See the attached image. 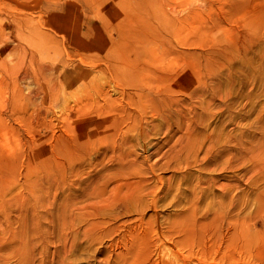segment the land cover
Listing matches in <instances>:
<instances>
[{
    "label": "rangeland",
    "instance_id": "1",
    "mask_svg": "<svg viewBox=\"0 0 264 264\" xmlns=\"http://www.w3.org/2000/svg\"><path fill=\"white\" fill-rule=\"evenodd\" d=\"M0 264H264V0H0Z\"/></svg>",
    "mask_w": 264,
    "mask_h": 264
}]
</instances>
